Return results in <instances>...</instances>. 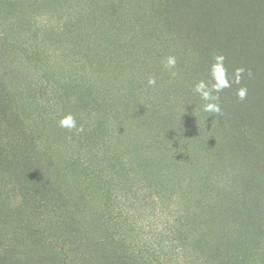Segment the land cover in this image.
<instances>
[{
    "label": "trees",
    "instance_id": "16d2710c",
    "mask_svg": "<svg viewBox=\"0 0 264 264\" xmlns=\"http://www.w3.org/2000/svg\"><path fill=\"white\" fill-rule=\"evenodd\" d=\"M207 5L211 7L200 9ZM138 7L150 15L161 40L172 48H177L179 28L190 26L193 18L194 25L201 22L203 33L197 43L212 51V61L215 55L229 61L228 76L233 70L230 61L241 56L229 44L241 39L257 42L248 59L263 68L264 43L259 39L264 28L255 17L252 22L259 28L247 27L245 18L253 11L248 6L242 9L237 0H143ZM206 11L216 19L227 16V24L213 29L208 23L216 19L204 16ZM52 12L27 19L29 38L22 44H16L10 28L0 22V264H264L262 226L250 212L242 210L241 215L229 210L231 206L223 214V205L210 224L209 242L201 238L194 243L183 230L185 219L173 212L174 198L160 176L131 164L132 170L137 167L144 173V181L131 180L123 159L126 152L115 148L105 112L97 113V121L94 111L78 116L82 130L66 135L76 146L75 153L70 158L59 155L50 121L62 98L43 85L33 57L40 48L51 57L52 49L63 51V34L74 23H56ZM189 39L194 41L193 34ZM228 104L238 113L239 119L232 122L245 156L254 151L249 143L263 142L264 109L249 114L231 100L223 109ZM205 125L217 132L220 123L206 118ZM227 187L222 201L233 197L245 203L244 192L235 196L233 185ZM159 208L167 216L165 229L154 235L158 241L145 239L138 216Z\"/></svg>",
    "mask_w": 264,
    "mask_h": 264
},
{
    "label": "rangeland",
    "instance_id": "374dc122",
    "mask_svg": "<svg viewBox=\"0 0 264 264\" xmlns=\"http://www.w3.org/2000/svg\"><path fill=\"white\" fill-rule=\"evenodd\" d=\"M140 1L143 0H0V22L10 28L16 44L29 38L27 19L35 14L53 11L56 23H74L63 34V51L52 49L49 53L54 57H51L40 48L33 57L43 85L62 98L50 121V133L59 155L67 158L74 155L76 146L66 135L77 130L60 127L61 118L72 115L78 128L76 118L94 111L97 121V113L105 112L114 133L115 148L126 152L122 157L128 164L131 180L144 181V173L138 172L137 167L147 168L150 175H159L174 198L173 212L185 219L183 230L194 237V243L201 238L209 242L210 224L216 215L220 216L223 205H226L223 214L229 206V210L241 215L242 210L250 212L264 230V134L263 142L248 144L254 151L244 156L239 137L234 133L238 129L232 122H237L238 113L231 104L223 109L230 100L246 108L249 114L264 109V78H260L264 65L261 69L254 59H248L250 48L257 42L241 39L229 44L235 53L241 54L234 62L230 61L233 70L229 79L235 69L245 71L240 84L233 83L218 94L220 99L225 98L218 101L221 114L205 112L202 108L206 102L194 89L202 80L211 87L209 70L214 54L197 43L203 33L201 22L194 25L193 18L190 26L179 28L175 36L177 48H172L161 40L150 15L138 7ZM237 2L242 9L248 6L253 11L254 15L245 18L247 27H255L252 22L255 17L261 21L260 28H264V0ZM204 16L216 19L207 11ZM227 22L224 16L208 24L217 30ZM228 27L233 28L231 24ZM246 29L248 33L250 29ZM191 33L195 42L189 39ZM259 41L264 43L263 35ZM169 56L176 57L175 68L164 66ZM228 63L225 58V68ZM149 77H155L154 86L148 85ZM240 87L248 90L243 101L236 95ZM206 118L213 124L220 123L217 132L208 129ZM131 164L137 166L136 170L131 169ZM223 170L229 171V178ZM228 179L235 196L238 192L245 193V203L233 197L220 199L230 185ZM145 212L138 216L143 236L158 241V235H154L165 229L167 216L160 208Z\"/></svg>",
    "mask_w": 264,
    "mask_h": 264
},
{
    "label": "clouds",
    "instance_id": "9594fccd",
    "mask_svg": "<svg viewBox=\"0 0 264 264\" xmlns=\"http://www.w3.org/2000/svg\"><path fill=\"white\" fill-rule=\"evenodd\" d=\"M225 57L223 55H215L213 57V63L210 66L209 76L211 79V87L205 81H200L195 85L194 91L198 93L202 100L206 103L203 105L202 110L208 113L221 114V106L218 103L221 93L224 89L230 88L233 83L240 84L242 79V74L245 69L237 68L235 69L234 76L229 79L227 69L225 68ZM177 60L175 56H169L166 58L165 67L168 69L175 68ZM250 75V73H249ZM156 84L155 77L148 78V85L154 86ZM247 88L240 87L237 89L236 95L240 101H243L247 97ZM215 93V95H214ZM59 126L67 129H77L81 131L82 129L77 128L76 120L72 115L64 116L59 121Z\"/></svg>",
    "mask_w": 264,
    "mask_h": 264
}]
</instances>
